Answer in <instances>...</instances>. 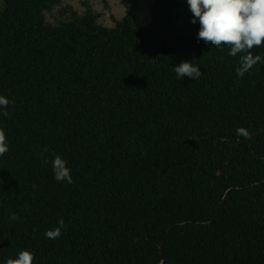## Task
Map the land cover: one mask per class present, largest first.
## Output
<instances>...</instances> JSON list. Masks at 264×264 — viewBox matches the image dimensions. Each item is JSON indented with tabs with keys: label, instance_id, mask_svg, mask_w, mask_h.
Returning <instances> with one entry per match:
<instances>
[{
	"label": "trees",
	"instance_id": "trees-1",
	"mask_svg": "<svg viewBox=\"0 0 264 264\" xmlns=\"http://www.w3.org/2000/svg\"><path fill=\"white\" fill-rule=\"evenodd\" d=\"M2 1L0 260L264 264V62L238 77L243 53L197 40L186 0H154L146 27L131 10L106 27L85 3L51 24L59 0ZM182 61L200 77L179 78Z\"/></svg>",
	"mask_w": 264,
	"mask_h": 264
},
{
	"label": "clouds",
	"instance_id": "clouds-1",
	"mask_svg": "<svg viewBox=\"0 0 264 264\" xmlns=\"http://www.w3.org/2000/svg\"><path fill=\"white\" fill-rule=\"evenodd\" d=\"M192 13L191 23L199 24L197 40L213 46L225 44L229 47L228 55L239 58L236 69L238 77H243L258 62H264L260 55L251 53V49L264 43V0H186ZM181 79L189 77L192 80L201 75V70L193 61H182L173 67ZM6 97L0 95V114L7 116L3 109L8 105ZM237 135L251 139L245 128H238ZM8 151L5 132L0 129V155ZM53 174L56 181L72 182L71 170L67 162L59 155L52 160ZM63 220L59 227L45 232L46 238L56 239L61 235ZM34 255L29 250H22L15 257L0 260V264H32Z\"/></svg>",
	"mask_w": 264,
	"mask_h": 264
},
{
	"label": "rangeland",
	"instance_id": "rangeland-1",
	"mask_svg": "<svg viewBox=\"0 0 264 264\" xmlns=\"http://www.w3.org/2000/svg\"><path fill=\"white\" fill-rule=\"evenodd\" d=\"M85 3L95 11L97 22L103 26L113 27L115 20H121L131 10L135 25L146 27L151 21L154 0H59V4L46 13V21L56 24L67 20L70 9L81 15L85 12ZM2 8L3 1L0 0V10Z\"/></svg>",
	"mask_w": 264,
	"mask_h": 264
}]
</instances>
